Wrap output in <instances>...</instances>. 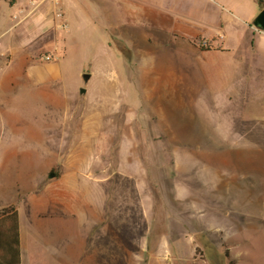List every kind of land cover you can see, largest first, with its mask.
Returning a JSON list of instances; mask_svg holds the SVG:
<instances>
[{
	"label": "rangeland",
	"instance_id": "obj_1",
	"mask_svg": "<svg viewBox=\"0 0 264 264\" xmlns=\"http://www.w3.org/2000/svg\"><path fill=\"white\" fill-rule=\"evenodd\" d=\"M263 6L73 0L67 40L39 50L63 79L0 90V211L20 212L26 264H264ZM83 74L102 79L85 96ZM72 153L100 180L80 171L51 202L45 168Z\"/></svg>",
	"mask_w": 264,
	"mask_h": 264
},
{
	"label": "crops",
	"instance_id": "obj_2",
	"mask_svg": "<svg viewBox=\"0 0 264 264\" xmlns=\"http://www.w3.org/2000/svg\"><path fill=\"white\" fill-rule=\"evenodd\" d=\"M3 1L10 6L12 13L5 10L1 11L0 9V90L2 91L6 85L13 87L20 80L36 87L46 86L62 80L61 65L57 62L56 58H53L54 54L40 55L39 50L55 41L58 42L60 32L62 31L60 29L61 20L58 18V13L63 15V19L67 23L65 39L67 40L70 33V15L73 0H46L37 9H34L32 6V1L35 0H15L14 4H11V0H0V4ZM14 16H18L17 20H14ZM215 36L218 41L224 42L222 35L216 33ZM249 42L252 52L250 67H252V64L259 72L257 79L262 78L264 81V32L257 30L253 25L250 26ZM220 47L221 50L217 49ZM217 48H213L210 51H215L218 54L225 51L219 44ZM46 56H51L55 60L45 61L44 57ZM234 66L237 65L223 61L221 63V67L223 68L221 73L226 71L224 67L231 69ZM98 80L100 82H97L94 76H91L88 82H85L84 79L82 80L85 86V91L82 93L83 96L89 95L91 91L96 90V87H91V85L101 83L102 79ZM104 80L102 81L103 83L112 82L111 80H114V83L121 82V78L119 77L104 78ZM7 148L5 143H0V180L5 175L6 165L10 158ZM75 155L72 153L66 159H62L63 161L57 159L54 163H49L47 168H45V181L42 185H45L46 188L48 187L51 193V202H57L59 196L76 180L78 173L83 171L76 167L84 164V158ZM83 172L80 174L82 178L88 179L90 177L94 180H100V177H95V169L91 167H87ZM96 173H99V171ZM52 174L55 176L51 177ZM18 213L22 264H26L25 251L27 249H25L24 227L21 222L20 212L18 211Z\"/></svg>",
	"mask_w": 264,
	"mask_h": 264
},
{
	"label": "trees",
	"instance_id": "obj_3",
	"mask_svg": "<svg viewBox=\"0 0 264 264\" xmlns=\"http://www.w3.org/2000/svg\"><path fill=\"white\" fill-rule=\"evenodd\" d=\"M10 2L14 4L15 0ZM260 2L264 4V0ZM0 264H22L20 220L15 206L0 211Z\"/></svg>",
	"mask_w": 264,
	"mask_h": 264
},
{
	"label": "water",
	"instance_id": "obj_4",
	"mask_svg": "<svg viewBox=\"0 0 264 264\" xmlns=\"http://www.w3.org/2000/svg\"><path fill=\"white\" fill-rule=\"evenodd\" d=\"M253 26L257 30L264 32V8L260 12V14L256 17V19L254 20ZM90 78H91L90 74H84L83 75V79L85 80V82H88ZM54 176H55L54 174L51 175V177H54Z\"/></svg>",
	"mask_w": 264,
	"mask_h": 264
},
{
	"label": "built area",
	"instance_id": "obj_5",
	"mask_svg": "<svg viewBox=\"0 0 264 264\" xmlns=\"http://www.w3.org/2000/svg\"><path fill=\"white\" fill-rule=\"evenodd\" d=\"M44 1L46 0H35L32 1V6L34 7V9H37L42 3H44ZM18 16H14V20H17ZM58 18L61 20V24H60V29L61 30H66L67 29V23L66 21L63 19V15L61 13H58ZM45 61H51L52 57L51 56H46L44 57Z\"/></svg>",
	"mask_w": 264,
	"mask_h": 264
}]
</instances>
